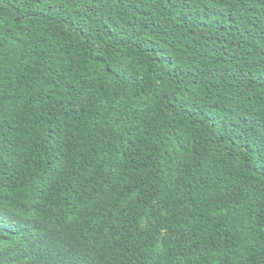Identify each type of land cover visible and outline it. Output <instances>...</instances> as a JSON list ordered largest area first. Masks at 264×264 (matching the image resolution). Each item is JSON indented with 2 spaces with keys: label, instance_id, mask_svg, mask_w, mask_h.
<instances>
[{
  "label": "trees",
  "instance_id": "1",
  "mask_svg": "<svg viewBox=\"0 0 264 264\" xmlns=\"http://www.w3.org/2000/svg\"><path fill=\"white\" fill-rule=\"evenodd\" d=\"M0 264H264V0H0Z\"/></svg>",
  "mask_w": 264,
  "mask_h": 264
}]
</instances>
